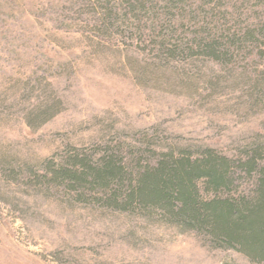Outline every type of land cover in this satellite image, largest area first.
Here are the masks:
<instances>
[{
  "label": "rangeland",
  "instance_id": "1",
  "mask_svg": "<svg viewBox=\"0 0 264 264\" xmlns=\"http://www.w3.org/2000/svg\"><path fill=\"white\" fill-rule=\"evenodd\" d=\"M137 3L0 0V164L20 155L25 172L19 178L0 167V264H257L182 233L161 214L109 210L32 176L74 150L143 149L148 136L153 151L215 148L232 158L264 138V104L253 98L264 81V43L231 66L202 56L171 60V24L182 31L172 46L195 26L168 11L141 24ZM188 3L190 13L224 4L233 15L226 26L240 34L264 25V0Z\"/></svg>",
  "mask_w": 264,
  "mask_h": 264
},
{
  "label": "trees",
  "instance_id": "2",
  "mask_svg": "<svg viewBox=\"0 0 264 264\" xmlns=\"http://www.w3.org/2000/svg\"><path fill=\"white\" fill-rule=\"evenodd\" d=\"M188 2L138 0L134 5L141 24L146 15L158 17L162 11H168L173 18L181 12L184 27L195 26V31H186L182 41L172 46L182 31L180 26L171 24L173 38L165 44V50L172 47L169 59L202 56L231 66L251 46L264 43V25L240 34V28L226 26L232 23L233 15L224 11V4H203L197 10L192 6L190 13ZM115 17L112 11L110 20H116ZM139 30L145 29L141 26ZM256 82L253 98L264 104V81ZM38 118L39 122L41 117ZM49 121L43 119L44 124ZM263 139L242 157L232 158L215 148L153 151L156 141L148 136L141 141L146 145L143 149L120 144L98 146L96 151L74 150L62 164L44 162L45 175L32 176L44 188L67 189L70 196L91 198L109 210L151 217L161 214L184 234L209 237L220 249L239 252L253 263L264 264ZM19 156H3L0 167L20 178L25 172L17 169L22 164ZM248 183L255 188L246 191Z\"/></svg>",
  "mask_w": 264,
  "mask_h": 264
}]
</instances>
